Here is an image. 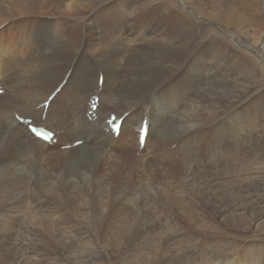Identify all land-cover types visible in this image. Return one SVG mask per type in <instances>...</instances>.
I'll return each mask as SVG.
<instances>
[{
  "label": "bare ground",
  "instance_id": "bare-ground-1",
  "mask_svg": "<svg viewBox=\"0 0 264 264\" xmlns=\"http://www.w3.org/2000/svg\"><path fill=\"white\" fill-rule=\"evenodd\" d=\"M71 1L80 5L75 13L70 9ZM163 1L154 16L157 7L153 6V0H0V88L4 91L0 95V159L7 156L1 165H7L11 182L20 177L17 175L23 168L31 167L27 158L32 153L35 155L31 157L39 159L45 156L63 158L67 166L94 162L95 188L99 191L106 188V183L95 177L99 170L111 174L126 171L155 175L165 169V162L176 161L179 156L182 157L181 171L187 175L197 158L203 162L207 159L217 162H209L205 171H217L219 166L231 161L234 157L231 142L236 141L232 127L235 100L242 98L247 106L251 92L262 88L261 69L256 67L257 77L252 76L255 82L251 85L245 86L248 82L244 76L236 79L241 86L235 89L236 92L240 90L239 94L232 91L225 95L219 109L213 101L212 110L205 116L199 111L200 94L227 77L233 67L230 31L226 26L220 27V38L213 36L204 41L202 38L208 30L198 26L195 18L209 20L205 15H193V23L186 27L183 19L189 14H184L182 0ZM238 1L247 15L251 9L246 8L252 7L249 0ZM245 1L247 7L242 6ZM171 18L177 19V23L173 24ZM248 25L253 27L249 28L248 43L256 48L257 40L264 32V14L262 21L250 18ZM204 56L208 58L204 59ZM236 67L241 69V64ZM69 73L65 86L45 113L44 107L38 106L46 102ZM100 75L104 77L102 87L98 85ZM47 86L44 95L38 97V90ZM92 97L99 98V106L96 118L89 121L87 113ZM179 104L186 108L177 107ZM186 110L189 111L183 117ZM125 113L128 116L122 122L120 135L114 137L108 131L106 120L111 114L121 117ZM18 117L32 120L35 127L54 133L56 142H61L67 150L52 152L51 145L32 136L28 125L17 120ZM218 118L219 122L214 124ZM240 118L242 123V116ZM141 119H147L149 123L143 149L139 146L138 132L136 136L129 132L132 129L139 131ZM79 141H82L81 146L72 147ZM105 146L110 150L104 149ZM134 150L139 153V160L147 162L134 163L136 169L130 170L125 164L133 160L123 159L120 154H133ZM262 156L257 155V168L251 173L254 186L248 181L238 191L246 194L252 193L253 187H256V193L260 189L264 169ZM212 178L198 180L200 188L196 189V183L189 176L190 182L185 183L186 193L182 190L178 197L190 194L198 198V203H204L205 199L206 205L215 209L217 216L221 214L225 223H240L247 215L245 197L236 196L231 204L229 178L222 177L218 181L216 178L215 182ZM13 184L17 185V182ZM23 184L27 185L25 181ZM215 186L222 189L219 196L212 193ZM145 198L139 200L129 214V220L134 224H153L151 217H155L157 206L154 209L147 206L150 201L153 205L154 201L158 203L152 197L144 202ZM172 203L176 208L178 199ZM191 205L193 209L194 205ZM190 215L194 222L205 218L198 209ZM102 219L101 212L95 228ZM258 221L255 220L256 225Z\"/></svg>",
  "mask_w": 264,
  "mask_h": 264
},
{
  "label": "rangeland",
  "instance_id": "rangeland-1",
  "mask_svg": "<svg viewBox=\"0 0 264 264\" xmlns=\"http://www.w3.org/2000/svg\"><path fill=\"white\" fill-rule=\"evenodd\" d=\"M246 2L242 6L247 7ZM249 3L252 7L246 8L251 10L245 15L238 0H182L184 14L190 16L184 17V26L192 24V16L196 14L198 17V13L209 19L195 18L198 26L208 30L202 38L204 41H209L213 36L220 38V27H228L231 34L229 47L233 67L228 76L219 79L211 90L201 92L199 111L207 116L214 102L217 109L221 108L222 98L241 87L236 79L244 76L248 82L245 86H248L255 82L253 77L256 76V67L262 72V88L251 92L247 106L243 104L242 98L241 102L239 98L235 100L232 127L237 142H231V154L234 156L231 161L219 166L217 171H205L209 162H217L212 159L203 162L197 158L193 160L195 169L190 170L192 174L187 171V175L181 171L182 165L179 162L182 157L179 156L176 161L165 162V169L155 175L126 171L111 174L99 170L95 177L106 183V188L99 191L95 188L94 162L67 166L63 158L51 159L45 156L47 158L39 159L31 157L35 155L32 153L27 158L31 167L22 169L23 172L17 175L20 177L14 178L16 181L13 182H17L14 185L8 177L7 165H1L7 156H1L0 206L4 207L0 210V264H264V169L260 189H257L258 196L256 187H253L252 193L238 191L248 181L254 186L250 178L257 168V155L263 154L264 158V32L257 40L256 48L247 40L251 36L249 28H253L248 25V20L257 18L262 21L264 0H249ZM69 4L74 11L72 13L80 9L77 1ZM163 4V0H153V6L157 7L156 11L153 10L154 16H157L158 8ZM171 19L173 24L177 23V19ZM237 64H241V69L236 67ZM235 84L238 86L234 88ZM47 89L48 86L38 90V97L41 98ZM177 107L183 106L179 104ZM188 111L183 113V117ZM129 132L136 136L138 130L132 129ZM51 147L54 153L67 150L61 142H53ZM104 149L110 150L106 146ZM120 157L133 160L125 164L130 170L136 169L134 163L147 162L139 160V153L135 150L133 154H120ZM15 172L18 174V170ZM23 174L26 178L22 181ZM189 176L192 179L189 180L196 183V189L200 188L198 180L213 177L215 182L228 177L231 189V197L228 199L232 204L236 196L245 197L246 217L240 223L235 221L230 225L225 223L221 214L217 216L215 209L206 205L205 199L204 203H198V198L190 194L178 197L180 191L186 193L185 183L190 182ZM65 187L73 190L67 191ZM221 190L215 186L212 193L219 196ZM150 196L158 205L155 201L153 205ZM144 197V202L150 201L147 207L154 209L157 206L155 217H151L153 224H134L129 220V214L133 206ZM175 199L179 203L176 208L172 203ZM189 202L194 205L193 209ZM194 209H198L205 218L192 221L190 212ZM101 212L103 219L95 228ZM258 219V224L262 220L260 225L255 223Z\"/></svg>",
  "mask_w": 264,
  "mask_h": 264
},
{
  "label": "snow or ice",
  "instance_id": "snow-or-ice-1",
  "mask_svg": "<svg viewBox=\"0 0 264 264\" xmlns=\"http://www.w3.org/2000/svg\"><path fill=\"white\" fill-rule=\"evenodd\" d=\"M125 115L127 116V114H125ZM118 118H119V117H115V116H113V117L107 119L106 122H107L108 124H113V123L115 122V120L118 119ZM140 123H141V125L143 124V119H141ZM31 131H32L33 133H35V135H36L37 137H39V136L41 135V134H40L35 128L31 129ZM45 139H47V137H45ZM138 139H139V136H138Z\"/></svg>",
  "mask_w": 264,
  "mask_h": 264
}]
</instances>
